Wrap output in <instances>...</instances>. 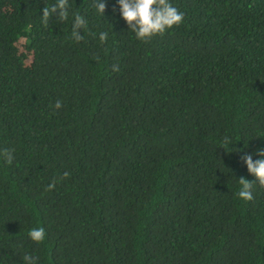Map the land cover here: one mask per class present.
I'll use <instances>...</instances> for the list:
<instances>
[{
  "label": "trees",
  "instance_id": "1",
  "mask_svg": "<svg viewBox=\"0 0 264 264\" xmlns=\"http://www.w3.org/2000/svg\"><path fill=\"white\" fill-rule=\"evenodd\" d=\"M56 2L0 0V264H264V188L237 195L264 150V0H170L183 22L147 43L117 0L45 26Z\"/></svg>",
  "mask_w": 264,
  "mask_h": 264
},
{
  "label": "clouds",
  "instance_id": "2",
  "mask_svg": "<svg viewBox=\"0 0 264 264\" xmlns=\"http://www.w3.org/2000/svg\"><path fill=\"white\" fill-rule=\"evenodd\" d=\"M117 3L119 4L120 15L126 21L128 28L138 40L144 43L151 41L155 36H163L169 29L178 26L184 20V13L174 7L170 0H117ZM94 7L100 14H104L105 3L95 2ZM53 14H58L60 21L67 20L69 17L68 0H57L55 4L43 8L42 22L45 26L48 25ZM73 15L72 37L79 42L83 36L78 30L86 27V20L80 14L74 13ZM107 35L106 32L100 33L99 39L102 43L106 41ZM113 71H119L118 65H113ZM62 106V102L57 100L54 107L60 109ZM228 143V139L225 138L221 147L225 148ZM257 154L260 158L256 160L252 159L251 153H246L242 157L247 164L248 172L255 178L254 180L239 178L241 188L237 195L245 201H251L254 198L252 189L255 184L258 183L260 187L264 188V150L258 149ZM0 157L7 164H11L14 159L12 151L7 148L0 151ZM69 176V172H64L62 177L54 178L47 185L45 191L52 190L59 180ZM45 235L46 232L43 227L32 228L28 231L29 238L35 243H42ZM23 260L25 264H37L38 258L25 254Z\"/></svg>",
  "mask_w": 264,
  "mask_h": 264
},
{
  "label": "rangeland",
  "instance_id": "3",
  "mask_svg": "<svg viewBox=\"0 0 264 264\" xmlns=\"http://www.w3.org/2000/svg\"><path fill=\"white\" fill-rule=\"evenodd\" d=\"M15 55L16 57H20L27 64L31 63L33 59V54L29 48L25 47V41L23 39L19 41Z\"/></svg>",
  "mask_w": 264,
  "mask_h": 264
}]
</instances>
